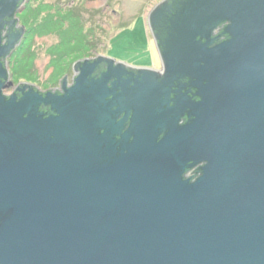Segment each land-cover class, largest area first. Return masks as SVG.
<instances>
[{
	"label": "water",
	"instance_id": "95a60500",
	"mask_svg": "<svg viewBox=\"0 0 264 264\" xmlns=\"http://www.w3.org/2000/svg\"><path fill=\"white\" fill-rule=\"evenodd\" d=\"M188 3L167 47L195 80L191 119L137 89L118 148L122 124L81 81L60 97L3 93L18 37L2 29L24 0H0V264H264V0ZM221 19L229 38L210 46Z\"/></svg>",
	"mask_w": 264,
	"mask_h": 264
},
{
	"label": "rangeland",
	"instance_id": "374dc122",
	"mask_svg": "<svg viewBox=\"0 0 264 264\" xmlns=\"http://www.w3.org/2000/svg\"><path fill=\"white\" fill-rule=\"evenodd\" d=\"M161 1L26 0L17 14L25 35L6 56L11 84L3 93L11 94L23 81L41 89L55 86L77 61L92 55L132 67L158 66L148 23Z\"/></svg>",
	"mask_w": 264,
	"mask_h": 264
},
{
	"label": "flooded vegetation",
	"instance_id": "af4514ba",
	"mask_svg": "<svg viewBox=\"0 0 264 264\" xmlns=\"http://www.w3.org/2000/svg\"><path fill=\"white\" fill-rule=\"evenodd\" d=\"M25 4L26 0H24V5ZM20 12L21 11H18L13 15L12 20H15L14 23L4 25L2 29L4 43L7 41V36L10 37L11 35L14 37L17 35L18 37L15 42L16 46L22 42L25 35V28L18 23L19 19L17 18V14ZM153 22L152 19H149L148 29L151 31L154 39V46L160 60L158 66L134 68L105 56L99 57L92 55L83 57L80 62L73 65L70 73L66 72L65 75L57 81L55 86L41 89L40 86L27 81L20 83V86L29 84L30 87L33 86L43 97H45L46 93H49V95L53 97L68 95L79 81H81L85 89L93 88L100 98L99 108L103 111L102 115L107 117L109 121L122 124V126L119 125V130L114 133L115 143L118 144H116L118 148L120 144V134L127 129L133 115L134 105L130 104V100L133 95H136L137 89L139 94L141 92L145 93L146 90H148L149 94H152V92L157 93V95L161 97L160 100L162 102L164 101L162 96L165 95V110L169 108V106L177 105L178 109L175 116H177L178 125L182 126L191 119L190 110L187 105L191 103L193 97L195 98L194 95L191 96L192 90L195 89L193 86L195 80L182 75L178 70H174L170 67L168 60L169 48L165 42L160 40V37L154 33ZM217 30L218 29H216L214 33H216ZM14 50L15 48H13L10 53L6 54V56L11 55ZM20 86L14 89L11 94H16L20 97L21 93L18 91V89L21 88ZM30 87L26 88L24 92H27ZM125 100L129 104L125 103ZM39 111L49 116L54 115L51 105L47 103L40 104ZM121 127L123 129H121ZM203 165L204 162H199L187 167L183 172V177L189 181H194L201 175V168Z\"/></svg>",
	"mask_w": 264,
	"mask_h": 264
},
{
	"label": "trees",
	"instance_id": "16d2710c",
	"mask_svg": "<svg viewBox=\"0 0 264 264\" xmlns=\"http://www.w3.org/2000/svg\"><path fill=\"white\" fill-rule=\"evenodd\" d=\"M188 1L190 0H167L165 3H162L159 6L158 15L152 25L154 28V33L158 37H160V40H163L166 45H170L171 41L175 40V38L178 36L180 24L182 23L186 14L190 11L191 8L188 5ZM228 24L229 23L226 19H221L214 23L213 28L209 31V39L213 40V43L210 46H214L229 38V35L227 33ZM216 29L218 30L216 33H214ZM5 57H1V62L6 68ZM194 88L195 89H193L191 93V96H195V98L193 97L191 100V102L193 103L199 100L198 89L195 86Z\"/></svg>",
	"mask_w": 264,
	"mask_h": 264
}]
</instances>
